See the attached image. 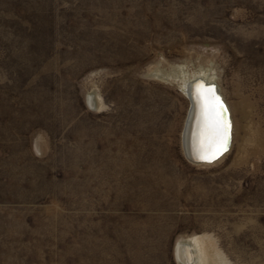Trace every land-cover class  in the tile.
I'll use <instances>...</instances> for the list:
<instances>
[{"label": "rangeland", "instance_id": "obj_1", "mask_svg": "<svg viewBox=\"0 0 264 264\" xmlns=\"http://www.w3.org/2000/svg\"><path fill=\"white\" fill-rule=\"evenodd\" d=\"M201 72L232 121L209 164ZM195 235L264 264V0H0V264H179Z\"/></svg>", "mask_w": 264, "mask_h": 264}, {"label": "water", "instance_id": "obj_2", "mask_svg": "<svg viewBox=\"0 0 264 264\" xmlns=\"http://www.w3.org/2000/svg\"><path fill=\"white\" fill-rule=\"evenodd\" d=\"M212 89L208 103L201 97L200 89ZM183 92L189 100V110L184 124L182 143L185 157L193 163H212L226 154L231 145L232 123L227 104L217 84L201 77L189 80ZM218 98L219 107L212 108ZM226 136V141H221Z\"/></svg>", "mask_w": 264, "mask_h": 264}, {"label": "bare ground", "instance_id": "obj_3", "mask_svg": "<svg viewBox=\"0 0 264 264\" xmlns=\"http://www.w3.org/2000/svg\"><path fill=\"white\" fill-rule=\"evenodd\" d=\"M201 74H202V72H201ZM183 76H185V75H183ZM195 77H201L205 80H208V82H211V81L215 82L213 80L212 75H208V74L203 73L202 75H198ZM195 77H193V78H195ZM191 79L192 78H190V79L187 78V80L184 81V83L182 85L183 88L186 86L187 82ZM92 99H93L92 97H89L90 103L92 102ZM201 241L202 240H200L195 235V236H192L188 239L180 240L178 242L176 256H177V260H178L179 264H207L208 263L207 255H206L205 249H204Z\"/></svg>", "mask_w": 264, "mask_h": 264}, {"label": "snow or ice", "instance_id": "obj_4", "mask_svg": "<svg viewBox=\"0 0 264 264\" xmlns=\"http://www.w3.org/2000/svg\"><path fill=\"white\" fill-rule=\"evenodd\" d=\"M198 89H200V94H201V97L205 100L206 103H208V94L209 93H212V89H207V90H203L200 88V86H197ZM212 108H215V107H219V102H218V98H216V103L215 104H212L210 105ZM226 141V136L223 138V140L221 141V147L223 146V142Z\"/></svg>", "mask_w": 264, "mask_h": 264}]
</instances>
